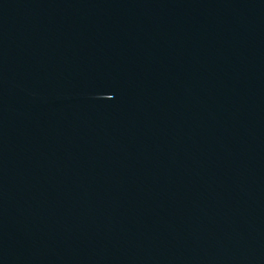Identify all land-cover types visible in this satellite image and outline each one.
Instances as JSON below:
<instances>
[{"label":"water","instance_id":"water-1","mask_svg":"<svg viewBox=\"0 0 264 264\" xmlns=\"http://www.w3.org/2000/svg\"><path fill=\"white\" fill-rule=\"evenodd\" d=\"M0 264H264V0H0Z\"/></svg>","mask_w":264,"mask_h":264}]
</instances>
